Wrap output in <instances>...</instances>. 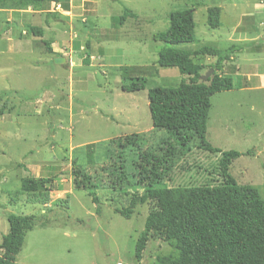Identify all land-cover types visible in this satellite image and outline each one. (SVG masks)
<instances>
[{"label": "rangeland", "instance_id": "obj_1", "mask_svg": "<svg viewBox=\"0 0 264 264\" xmlns=\"http://www.w3.org/2000/svg\"><path fill=\"white\" fill-rule=\"evenodd\" d=\"M20 1L6 0L0 7V244L11 213L36 216L46 224L27 233L16 264H156L158 257L177 255L155 237L141 263L136 261V241L150 206H139L130 219L114 212L125 208L130 197L114 185L117 181L108 170L101 171L120 161L116 156L122 150L107 142L146 133L148 152L165 156L170 147L174 149L164 179L167 187L220 184V153L198 149L197 141L184 153L166 131L151 127L147 90L176 87L186 79L177 69L158 67L157 53L163 44L154 36L167 29L173 12L195 8V40L179 48L243 47L236 41L238 36L250 34H234L233 28L254 24L264 36V0H69L68 10L58 16L50 12L51 2L21 6ZM210 7L219 8V29L206 24ZM124 9L134 17L118 27L111 18L121 16ZM245 14L252 19L240 22ZM30 26L41 28L43 36L30 35ZM46 41H51L55 54L46 52ZM258 44H264V39L247 48L255 50ZM234 54L236 62L225 63L221 74L230 75L235 88L211 98L206 140L222 152L249 153L231 163L229 174L238 185L256 188L264 201V154L221 127L230 125L247 138L264 134V88L253 84L240 89V74L256 70L248 68L246 60L251 56ZM56 58L65 62L56 64ZM255 58V67L263 72V58ZM215 61L201 57L194 63L203 65L204 76ZM122 67L132 70L123 75ZM137 77L146 79L144 91H121L122 83ZM105 152L112 155L110 161ZM73 163L94 179L99 214L91 190L73 189ZM41 177L51 181L52 198L46 207L29 203L20 189L24 178Z\"/></svg>", "mask_w": 264, "mask_h": 264}, {"label": "trees", "instance_id": "obj_2", "mask_svg": "<svg viewBox=\"0 0 264 264\" xmlns=\"http://www.w3.org/2000/svg\"><path fill=\"white\" fill-rule=\"evenodd\" d=\"M5 1L0 0V7ZM43 2L61 3L63 9L68 10L69 0H22L20 5L36 6ZM194 11L195 8H190L173 12L167 29L154 36L155 41L163 44L157 53L158 67L177 69L186 79L176 87L149 88L148 109L151 127L166 131L182 152L191 151L192 142L197 141L198 149L220 153L218 167L222 182L215 186L167 187L164 179L170 170L168 159L174 149L170 147L165 156L148 152L146 133L109 140L107 146L122 150L116 156L119 165L103 167L101 171L108 170L109 176L117 181L114 185L125 189V194L130 197L125 208H114L115 213L130 219L139 206H150L144 230L135 245L138 263L143 259L148 242L156 237L177 253L158 257L156 264H264V201L256 188L238 185L229 174L231 163L249 153L222 152L206 140L211 98L234 89L231 76L221 72L230 55L241 47L231 46L226 50L209 46L196 50L179 48V45L195 40ZM206 14L207 26L212 30L219 29V8L210 7ZM133 17L130 10L124 9L121 16L112 17L111 21L122 27ZM27 32L35 37L44 34L41 28L34 26L27 27ZM44 46L47 53L55 54L51 41L44 42ZM201 57L216 59L207 69H213L214 73L205 82L200 79L203 65L194 63ZM131 68L122 67L123 75ZM120 89L125 93L144 91L146 79H129ZM103 156L109 161L112 157L110 152ZM73 164V189L91 190V200L99 214L100 202L94 193L97 188L94 179L81 165ZM50 183V179L43 177L24 178L20 189L27 195L29 203L46 206L51 202ZM6 220L8 232L2 236L0 264H16L27 233L35 226L46 227V224L40 223L36 216L11 213Z\"/></svg>", "mask_w": 264, "mask_h": 264}, {"label": "crops", "instance_id": "obj_3", "mask_svg": "<svg viewBox=\"0 0 264 264\" xmlns=\"http://www.w3.org/2000/svg\"><path fill=\"white\" fill-rule=\"evenodd\" d=\"M258 8H260V5ZM220 17H221V15H220ZM246 18H251V17L246 15V14L243 16H240V22ZM220 24H221V22H220ZM261 25L264 26V21L261 23ZM233 31H234V34H237L239 31H243V32L250 34V35H245L242 37L238 36L240 38H238L239 40H236V41H238L241 44L244 43L245 45L243 47L241 46V48L239 50H236L235 52L239 51L242 54H248L249 56H251V57H249L248 60H246V62L248 63V68H251L252 70H256L253 72L252 71L248 72L249 69H247V71H245L243 74H240V76L242 77V84L240 86L241 87L240 89L245 91L247 89H250L253 84L257 85L258 87L264 88V71L260 72V70H257V68H256L257 66L255 67V65H254V64H257V62H258L257 61L258 59H256L255 56L260 57V59L263 58V60H264V44L254 45L255 50H251V48H247V46L249 44L254 43L258 39H260V38L264 39V36L259 33V30L257 28H255L254 24L250 28H248V27L243 28V27L236 26L235 28H233ZM247 49H248V51H247ZM234 53H232L230 55L229 62L230 61L236 62V58H237L236 56L237 55ZM241 69H242L241 66L237 67L236 71L241 72ZM236 75H239V74H236ZM221 127H222L223 132L229 133V135L233 139H237L240 143L245 142L246 141L245 139H247V141L249 143H251L253 149H256V151L259 155L264 154V134L263 133H255V135H250V137L247 138V137H243L242 135L239 136V134H240L239 131L230 125H227V124L221 125ZM240 153H243V152H240ZM46 206H48V205H46Z\"/></svg>", "mask_w": 264, "mask_h": 264}, {"label": "water", "instance_id": "obj_4", "mask_svg": "<svg viewBox=\"0 0 264 264\" xmlns=\"http://www.w3.org/2000/svg\"><path fill=\"white\" fill-rule=\"evenodd\" d=\"M56 64H63L65 62L64 58H56L54 59ZM214 73L213 69H210L204 76H201L200 79L202 82H205L212 74Z\"/></svg>", "mask_w": 264, "mask_h": 264}, {"label": "built area", "instance_id": "obj_5", "mask_svg": "<svg viewBox=\"0 0 264 264\" xmlns=\"http://www.w3.org/2000/svg\"><path fill=\"white\" fill-rule=\"evenodd\" d=\"M50 12L62 14L63 12H65V10L63 9L61 3L51 2V4H50Z\"/></svg>", "mask_w": 264, "mask_h": 264}]
</instances>
